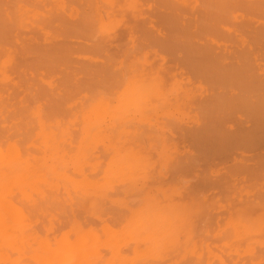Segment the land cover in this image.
<instances>
[{
	"label": "bare ground",
	"instance_id": "6f19581e",
	"mask_svg": "<svg viewBox=\"0 0 264 264\" xmlns=\"http://www.w3.org/2000/svg\"><path fill=\"white\" fill-rule=\"evenodd\" d=\"M120 1L0 0V264H163L165 261L176 262L190 256L195 259L194 264H225V262L228 263V260L223 259L226 257L221 252L225 255L235 252L237 255L239 250L254 257L250 260L251 257L244 259L242 256L243 261H249L243 262L239 258L238 261L243 262L242 264H258L264 261V252L260 255L256 254L258 247L264 250V168L261 169L263 173L260 176L262 178L256 177L257 173L260 174L259 170L256 172L258 166L255 172L253 171L255 170L254 166V169L250 168L249 173L251 174L245 178L242 177L239 182L245 181V184H240L239 188L235 186L238 185L236 182L234 186L233 183L231 185V180L226 183L228 185L225 189L229 185L231 187V191L230 188L227 189L228 191L226 190L227 196L220 193L224 190L225 185L221 184L227 182L226 178L223 177L224 180L226 179L225 182L223 181L224 183L219 182L223 178L217 180L221 183L218 185L219 189L222 186L223 190L218 191V188L215 190L217 186L213 187L215 183L211 179L213 178L214 181V177H219L213 176L212 173L215 171L211 172L212 178H208L207 182L204 178L202 179L204 183L197 177L199 172L196 171L197 174L193 172V169L195 171L197 168H193L192 172L187 170L195 177L185 171L187 166H191L193 160L198 159L196 162L199 165L202 164L199 161L202 157L207 159V163L208 160L215 159V157L225 158L226 149L236 148L234 145L247 148L252 143H256V146L264 143V140H259L263 138L261 136H264V73L259 72V64L256 63L259 54L262 55V59L259 58V60H264V0H164L165 2L161 0L163 7L167 1L166 6L170 2L176 9L198 10L195 17L191 14L193 21H191V15L188 17L191 22L195 20L193 28L198 34L200 33L199 38L201 35L204 41L205 39L210 41L206 42L208 49L209 43L210 47L217 45L218 49L220 47L223 50L232 48L229 51V56L234 55L232 57L234 60L230 62H228V58H231L223 53L221 56L212 54L208 56L209 58L201 56L203 59H208L191 62L193 66L198 63L195 66L201 64L204 67L202 69L199 66L200 72L206 71L202 72V75L200 74L202 76L200 78H206L204 74L207 73V77L209 75L216 86L223 88L222 83L225 88L224 94H222L223 89L220 90L221 88L216 89L217 94V91L215 93L213 91L211 101L207 102V100L195 110L191 109L190 101L194 99L200 88L199 84L202 83H197V87L194 86V83L187 86L184 78L187 79L188 76L184 77L182 76L184 73L180 72V75L179 72V74L176 72L181 70L178 68L180 65L176 66L178 70H175L177 68L174 65H170L173 67L172 70H169L168 67L166 70L165 66L167 65H154L152 57L150 58L151 52L147 50H143V52L142 48H139L141 43L133 38H131V42L118 43V45L126 44L120 57H118L119 54L116 58L115 53L112 54L107 50L106 43L114 41L113 38L112 41H107L110 40L107 38L111 35L110 32L117 29L116 33H118L120 28L123 29L121 26L124 27V24L128 23L124 21L127 18L123 17L127 8L132 9L130 12L133 13V9H135L137 16L141 17L140 12L137 13L139 9H136L139 4L138 0H123L121 3ZM157 2L158 7L161 2L159 3V0ZM117 7L119 8L118 13L116 12L117 15L122 12L120 10L126 9L125 12L123 11L124 15H121L123 12L120 14V19L119 15L117 17L115 14ZM143 9L146 8L143 7ZM140 10L142 11L141 8ZM145 11V14H148L147 10ZM185 11H182L184 15L187 14ZM122 18L124 24L121 21ZM187 19L184 20L187 21ZM188 23L184 25L188 26L187 30L191 33L193 29L189 27L191 23L189 25ZM250 24L257 26L253 28L250 27ZM135 25L133 28L137 29ZM142 25L140 26L142 27ZM133 28L130 29L131 31L127 29L129 33L133 34L132 37H134L135 30ZM21 29H26L25 33L28 32L29 35ZM153 30L156 31V29ZM185 30L184 33L187 31ZM129 33L124 36L128 37ZM145 33L154 34L151 31ZM192 33L191 35L194 36ZM113 34L115 35V33ZM168 34L169 32H167ZM172 34L174 35V33ZM225 34L230 36V39L233 35L238 36L242 46H239L240 43L238 45L225 43L226 39L224 41L221 39V35ZM167 35L165 36L167 37ZM69 36L79 37V41L81 39L92 40L89 43L85 42L86 45L83 42L80 44L85 46L77 47L72 45L73 43H69V41L73 42ZM179 36L178 34L177 38L173 37L177 39L175 41H178ZM236 36H233L235 41L237 40ZM141 37L144 38V35ZM166 37L165 42L168 40ZM184 37L186 41L191 39L187 38L188 36ZM124 38L126 39V37ZM145 38L148 39V37ZM149 38H151L150 35ZM233 39L231 42L234 41ZM44 42L45 44H43ZM198 42L195 41V44L197 45ZM40 43L42 44L40 45ZM171 43V46L169 42L167 43L169 48L166 47V49L172 51L179 42H176L174 47ZM187 45L189 43L186 44V47ZM181 46L180 48L183 49ZM188 48L190 49V47ZM166 49H164L165 53ZM202 49L198 52L195 50V53L203 54ZM189 51L192 53L191 50ZM211 51L209 50L210 53ZM74 53H77L79 58H83L86 61L85 64L81 59L79 60L82 65L77 64L74 58L75 61H72L71 56ZM171 56L173 57V55ZM224 56L228 58L225 59ZM155 59L161 60V58ZM72 62L74 63L72 64ZM184 62L182 61V63ZM187 62L188 65H191L190 61ZM182 63H180L181 66ZM165 64H167L166 61ZM183 65L188 66L185 63ZM194 67L191 68H198ZM163 68L170 71L167 72L168 75ZM173 70L180 76V79L176 77L177 74L171 73ZM49 71L50 73L55 72V75L51 76L48 74ZM181 71L183 72V70ZM45 73L49 76L46 77ZM186 74L193 75V73L187 72ZM57 77L59 78L56 79ZM57 80L61 82L58 84ZM53 82L56 84L53 85ZM45 87H49L50 92H47ZM227 88H230L229 93L226 92ZM201 89H203V85ZM219 91L222 93L220 94ZM177 114H181L184 118H190L192 122L194 120L193 124L197 123L196 126L192 124L193 127L195 126L194 128H190L191 124L190 127L188 126L189 128L184 125V128L189 130L191 141L195 142L193 146L195 145L197 148H202V145L208 146L207 148L205 146V149L202 148L203 151L198 150L202 157L199 153L197 154L196 148L195 151L199 158L196 157L193 150L189 151L194 147L190 146L191 149L188 147V153L183 154L182 149L178 151L177 142L172 143V136L170 133L168 135V131H173L170 124ZM227 114H235L238 117L237 121L240 124L237 132H233L232 127L221 126L224 123L216 124V121L219 123L222 118L218 119L219 116ZM183 117L179 120L184 119ZM208 117L211 119L214 117L217 120L213 123V118L212 124H210ZM246 122L249 123L248 126H244ZM175 123L172 125L175 126ZM167 124L171 129H165ZM177 126L175 127L177 128ZM171 134L173 133L171 132ZM168 136H171V140L168 139ZM189 136L187 135V138ZM188 141L190 140L188 139ZM179 152L183 154V158L177 157V155L181 156ZM249 152L251 153V151ZM211 153L216 156L209 158ZM233 154L235 155V153ZM253 154L255 155V153ZM185 155L188 157V161L193 156L196 158L191 159L190 164H184L186 169L181 164L177 168L171 164L174 162L172 160L174 158V160L181 158L187 162ZM178 159L177 163H179ZM204 159L202 158L203 161H205ZM169 161L175 167H170L175 170L174 172H180L182 175L181 171L184 168L183 171L189 175L191 181L200 182L199 185L196 182V185L199 186L198 189L192 188V184L196 185L193 182L190 183L191 190L189 187L187 188L190 192L200 189L201 192L207 193L209 192L208 188L211 191L212 186L215 188L213 195H205L200 192L203 199H199L200 195L198 194V196L194 192L195 195H188L189 192L186 190L184 182L187 185L190 180L183 171V175L189 180L186 181L184 177L182 179L184 182L180 180L183 182V188L180 183L176 186L178 178L180 179L177 172L178 176L175 173L172 175L169 173L170 175L168 174L166 177L172 178L173 176L176 181L174 178L172 180L165 177L164 179L161 177L160 180V172L166 173L164 169L168 168ZM239 161L234 167L239 166ZM261 161L262 159L259 163L263 165L264 161H262L263 163ZM196 162L192 166L197 165ZM159 163L164 166V169L159 167L161 166ZM224 163L219 162L220 165ZM240 163L242 167L244 164ZM156 164H159L157 168ZM234 164L236 165V162ZM228 165L230 166L229 163ZM209 166L211 167L208 165V168H210ZM199 168L201 169V165ZM212 168H214L213 165ZM212 168L208 170L211 171ZM221 168L223 170L224 166ZM247 168H245L246 171L249 169ZM152 170L160 173H156L158 176L154 174L157 176L156 179H154L155 176H150ZM206 170L204 169V171ZM242 170L245 172L244 169ZM242 170L240 169V172ZM230 172H227L228 176ZM165 173L164 176L167 175ZM215 174L217 175V173ZM249 175H255L254 179L261 180L252 182L253 178ZM205 176L207 179L208 175L205 174ZM231 177L228 178L232 179ZM145 179L148 183L152 182L153 184L157 180L161 181L159 184L166 180L170 182L171 187L168 185L169 183L164 184L169 188L156 183L151 188L152 183H150L148 184L151 185L150 189L146 188V192L144 189L145 195L141 198L138 192L133 193V189L139 188L140 180ZM234 179H232L233 182ZM126 182L131 187L119 188V184H127ZM171 183L175 185H171ZM140 184V187L144 185ZM115 187L117 192L114 190ZM119 189H121L120 191L127 189L122 192L125 194L124 198V194L121 193L123 200L120 197ZM192 189L196 191H192ZM110 190L112 191L110 192ZM129 190V196L132 194V199L136 198L134 195H139L135 202L127 196L126 192ZM113 192L119 194L120 201L124 202L125 200V203L130 201L133 205L138 200L139 203L127 209L124 207L126 210L122 209L121 211L120 207H117L118 205L112 204L120 211L111 209L114 212L112 213L109 211L112 205L101 199L106 193L109 196L114 195L111 198L118 201L116 200L119 198L118 195L115 196ZM139 192L141 191L139 190ZM218 192L221 196L217 195L216 197L215 194ZM238 192L241 193L240 196L242 195L245 202L238 194L236 195ZM183 193L187 195H183ZM106 196L105 198L108 199L109 197ZM224 196L225 198L221 199ZM237 196L241 198L242 203L234 200ZM225 201L229 202L228 204L231 203L233 207L225 210L223 208L226 206L224 205ZM104 202H108V204L106 203L105 206ZM104 207H110L107 209L108 213ZM216 208H222L224 211L218 213V217H213L216 213L211 216V212ZM76 209L78 213L82 209L81 214H77ZM195 232H197L196 239L192 236ZM210 235L216 237L215 244L210 242ZM218 252L222 255H219ZM232 253L230 254L234 255ZM229 255H226L227 258H231Z\"/></svg>",
	"mask_w": 264,
	"mask_h": 264
},
{
	"label": "rangeland",
	"instance_id": "374dc122",
	"mask_svg": "<svg viewBox=\"0 0 264 264\" xmlns=\"http://www.w3.org/2000/svg\"><path fill=\"white\" fill-rule=\"evenodd\" d=\"M119 1H120V0H118V2H119ZM121 1H123V0H121ZM121 1H120V3H121ZM154 1H155V0H153V1H152V0H138L139 4H138V7H137L136 9H139V10H138V11L136 10V11H137V13L140 12L139 15H140L141 17L137 16V14H136V12H135V9H133L134 13H133L132 11L130 12V10H132V9H130V8H127V11H126L125 8H124L125 10H120V12H121V11H122V12H123V11H124V12L126 11V14H127V15H126L124 12H123V14H121V13H122V12H121V13L118 14V15H119V17H118L117 13H118V11H119V10H118L119 8L117 7V8H116L117 10H115V14H116V16L120 19V17H121L120 14H121V15H124V14H125L126 17H125V16H123V17H124V19L127 18V20H124V21H125V22H128V23H126L127 25L124 24L123 18L121 19V21H123V24H124V27L121 26L123 29H121L120 26L118 25V26H119L118 29L120 28V29L118 30V33H116L117 29L112 30V31L110 32L111 35H112L113 33H115V35H114V34H113V36L109 35V37H107V38H108V39L110 38V40H107V41H112V38H113L114 41H113V43H112V42H107L108 44L106 43V45H107L106 48L108 47L107 50H108L110 53H112V54L115 53L116 58H117V56H118L119 54H120V55H119L118 57H120V56L123 54V52H124V50H125V48H126V44H123V45L120 44V45H118V43H128V41H130L131 38H133V39L139 41V43H141V44H140L141 47H139V48H142V49H141L142 51H143V50H144V51L147 50V51H150V52H151V55H152V56H150V58L152 57L151 60H152V63H153L154 65H156V66H161L162 64H163L164 66L167 65V66H165V67H166V68H165L166 70H168V69H169V70H172V69H173V67H170V65H172V66L174 65L175 67H176V66L178 67V66L180 65L178 68H179V69L181 68V70H183V72H182L181 70H178L177 67H176L177 69H175V68H174V69H175V70H178V71H176L177 73H178V72H179V73L181 72L182 74L184 73L182 76H184V77H187V76H188L187 79L184 78V77H181V78H184V80H185L186 83H187V86H189V85H191V84L194 83V86L197 87V86H198L197 83H199V82L202 83V84H199V85H200V86H199L200 88H199V90L197 91V93H196L194 99H192V100L190 101L191 109L194 108V110H195L198 106H200L201 104H204V102H206L207 100H208L207 102L211 101V99H212L211 97L213 96V95H212V94H213L212 92L214 91V93H215V92L217 91L216 89L219 90V88H221V87H218V85L216 86L215 82H213V80L210 78V76L208 75V77H209L210 79L207 77V73L204 74V76L206 75V76H205L206 78H204V77H203V78H200V77H202V76H201V75H202L201 73H202V72H206L205 70H204V71L202 70V72H200V70H201L200 68L203 69L204 67H203L201 64L199 65V66H201L200 68H199V66H195V65L198 64V63H197V64H195L194 66H195V67H198V68H197V69H193V68H191V67H194V66H193V63L191 64V62H194L195 60H196V61H202V59H203L202 57H208V56H211L212 54H213V55L220 54V56H221L222 53H223V55L225 54V55H227L228 57L231 58V59H229L227 56H224L225 59H226V57H227V58H228V62H230L231 60H234V59H232V57H234V55L231 54V55L229 56V54H230L229 51L232 50V48L230 47V48L227 49V50H223V48L220 47V48L218 49L217 45H215L216 47H214V46H211V47H210V43H209V49H208V45H207L208 43L206 44V42H210V41H207V39H205V41H204L203 38H202L201 35H200V38L202 39V40H201V39L199 38V34H200V33L198 34V32H196V30L193 28V26L195 27V24H194V23H195V20H194V22H191V21H193V20H192V19H193V16H192V15H194V17H195V14H196V12H198V10L196 11V9H191V8H182V9H178V8H177V9H176V7L173 6V4H171L170 2H168L169 4H167V6H166L167 1H166V3H164V5L166 6V8H165V6H164V7L161 6V4L163 5L162 2H165L164 0H163L162 2H161V0H159V3H160V2H161V3H160V6L157 7V5H159V4H157V3H158L157 0H156L155 2H154ZM153 2H154V3H153ZM155 3H156V4H155ZM147 5H148V6H147ZM168 5H170L169 8H167ZM171 5H172V6H171ZM143 7L146 8L145 10H147V13H148V14H145L146 11L143 9ZM160 7H163V8L161 9ZM140 8L142 9V11L140 10ZM159 8H160V10H159ZM172 8H173V10H176V11H173ZM174 8H175V9H174ZM122 9H123V8H122ZM128 9H129V11H128ZM152 9H155L156 12H154L155 10H152ZM163 9H164L165 12L163 11ZM165 9H166V10H165ZM169 9H170V10H169ZM158 10H159L160 12H159ZM161 10L163 11L162 14H161V12H162ZM177 10H179V11L177 12ZM181 10H182V11H183V10H184V11L186 10L185 13H187V14L184 15V12H182ZM190 10H191V11H190ZM148 11H150V12H148ZM192 11H193V13H192ZM194 11H195V13H194ZM116 12H117V13H116ZM151 12H152V13H151ZM153 12H154V13H153ZM173 12H175V13L173 14ZM180 12L184 15V19H185V18H188L187 21L183 19V15H182ZM156 13H157V14H156ZM178 13H179L180 15H179ZM189 13H190V14H189ZM141 14H142L143 16H142ZM154 14H155V15H154ZM164 14H165V15H164ZM191 14H192V15H191ZM128 15H129V16H128ZM133 15H134V16H133ZM151 15H152V17H151ZM156 15H157V16H156ZM158 15H159V16H158ZM173 15H174V16H173ZM190 15H191V16H190ZM136 16H137L138 18H137ZM162 16H163V17H162ZM171 16H172V17H171ZM177 16H178V17L180 16V17H179V20H178V17H177ZM185 16H186V17H185ZM188 16H190L191 21H190V18H189ZM135 17H136V18H135ZM143 17H144V18H143ZM154 17H155V18H154ZM157 17H158V18H157ZM167 17H168V18H167ZM170 17H171V18H170ZM175 17H176V18H175ZM181 17H182V18H181ZM147 18H148V20H147ZM172 18H173V19H172ZM137 19H138V21H137ZM139 19H140V20L142 19L143 22H144V24H143L142 20L140 21ZM144 19H145V20H144ZM149 19H150V20H149ZM167 20H168L169 22H168ZM171 20H172V21H171ZM182 20H183V21H182ZM188 20H189V21H188ZM139 21H140V22H139ZM145 21H146V22H145ZM147 21H148V22H147ZM160 21H161V22H160ZM175 21H176V22H175ZM185 21H186V22H185ZM138 22H139V23H138ZM166 22L169 23V24H167ZM184 22H185V23H188V22L191 23V25H190L189 27H191V28L193 29V30H191V31L194 32V33H192V32H191V33H192L194 36L191 35V33H190L189 30H187V27H188V26L186 27V26L184 25V24H185ZM121 23H122V22H121ZM146 23H148V24L146 25ZM156 23H157V24H156ZM176 23H178V24H176ZM190 23H188V25H189ZM123 24H122V25H123ZM135 24H137V25L139 24V25L137 26V25H135ZM142 24H143V25H142ZM162 24H164V25L162 26ZM179 24H180V25H179ZM181 24H182V25H181ZM193 24H194V25H193ZM120 25H121V24H120ZM125 25H126V27H125ZM134 25L137 27L138 30L135 29V28H133ZM140 25H142V27H141ZM176 25H177V26H176ZM178 25H179V26H178ZM183 25H184L185 27H184ZM251 25H252V24H250V27H253V28H256V26H257L256 24H253L254 26H253V25L251 26ZM143 26H144V27H143ZM147 26H148V27H147ZM172 26H173V27H172ZM174 26H175V27H174ZM181 26H183V27L181 28ZM131 27L133 28V30L135 29L134 32H133V33H134V37H132L133 34H131V32H130V33L128 32V30L132 29ZM138 27L140 28V30H139ZM150 27H151V28H150ZM169 27H170V28H169ZM141 28H142V29H141ZM164 28H165V30L163 31ZM166 28H167L168 30H167ZM171 28H172V29H171ZM174 28H175L176 30H175ZM178 28H179V29H178ZM184 28H185L187 31H186ZM127 29H128V30H127ZM151 29H152V30H153V29H156L157 32H156L155 30L152 31ZM161 29H162V30H161ZM121 30L123 31V33H122ZM133 30H132V31H133ZM143 30H144V31H143ZM166 30H167V31H166ZM184 30H185L186 32H188V33H186V32L184 33ZM21 31H24V33H25L26 29H25V30L21 29ZM27 31H28V29H27ZM114 31H115V32H114ZM119 31H121V33H119ZM130 31H131V30H130ZM135 31H136V32L138 31V32L136 33ZM140 31H141L142 34H141V33L139 34ZM147 31H148L149 33H150V31H151V33H154L155 35H154V34H148V33H145V32H147ZM165 31H166V32H165ZM176 31H177V33H176ZM163 32H164L165 34H162ZM167 32H169L168 35H167ZM182 32H183V33H182ZM24 33L22 32V34H24ZM126 33H127V34L129 33L130 35H128V37H127V35L124 36ZM157 33H158V34H157ZM170 33H171L172 36L170 35ZM172 33H174V35H173ZM175 33H176V36H177V37H178V34L181 36V37L179 36L180 40H179V38H178V41H175V40H177V39L173 38V37H176V36H175ZM180 33H181L182 35L184 34V36H188L187 38H189V39L191 38V39H190V40L187 39V41H186V38H185L184 36H182ZM25 34H28V32H26ZM117 34H119L120 36L117 35ZM186 34H187V35H186ZM28 35H29V34H28ZM143 35H144V38L141 37V36H143ZM145 35H146V36H145ZM149 35H150L151 38H149ZM156 35H157V36H156ZM159 35H160V36H159ZM165 35H167L169 41L167 40V37H166ZM189 35L192 36V37H190ZM72 36H73V35H72ZM114 36H116V37H115L116 40H115ZM136 36H137V37H136ZM153 36H154V37H153ZM164 36L166 37V40H167L166 42H165V40H164V39H165ZM197 36H198V37H197ZM223 36H224L225 38H224ZM233 36H236V35H233ZM233 36L231 37V39H233ZM124 37H126L127 40H126ZM135 37H136V38H135ZM145 37H148L149 40H148L147 38H145ZM161 37H162V38H161ZM177 37H176V38H177ZM183 37H184V38H183ZM222 37H223V38H222ZM229 37H230V36H228L227 34H225V35H221V39H222L223 41H224V39H226V42H225V43L230 44V45H232V44L238 45V44L240 43L239 46H240V47L242 46V42L238 40V36H236V39H237V40L235 41V40L233 39L234 41H232V42H231V39H230ZM69 38H70V39L72 38L71 41H73V42H70V41H69V43H71V44L73 43L72 45H75V46H77V47L85 46V45H86L85 42L89 43V42L92 40V39L89 40V39H87V38L85 37L87 40H85V39H81L82 41H81V40L79 41L78 39H80V38H79V37L76 38V36H75V37H70V36H69ZM81 38H83V37H81ZM140 38H141V40H140ZM154 38H155V39H154ZM198 38H199L200 40H199ZM122 39H123L124 41H123ZM145 39H146V40H145ZM150 39H151V40H150ZM153 39H154V40H153ZM161 39H163V40H161ZM184 39H185V40H184ZM192 39L195 40L196 42L199 41L200 44H199V42H198L197 45H196V44H195V41H193ZM39 40H41V39H39ZM74 40H75V41H74ZM84 40H85V41H84ZM156 40H158L160 43H159L158 41H156ZM222 40H220V41H222ZM121 41H122V42H121ZM151 41H152V43H151ZM162 41H163V42H162ZM174 41H175V42H174ZM181 41H182L183 43H182ZM185 41H186V42H185ZM191 41H192V42H191ZM39 42H41V41H39ZM42 42H43V41H42ZM60 42L62 43V41H60ZM63 42L65 43L64 40H63ZM78 42H79V43H78ZM82 42H83V44L85 43V45H83V44L80 45ZM130 42H131V41H130ZM153 42H154L155 44H157V45H155ZM164 42H165V46H164V44H163ZM168 42H169V45H170V42H172V43H171V44H173L172 47H174V46L176 45V42H179V43H180V44L177 43L178 45L175 46L176 49L173 48L174 53H173V50H172V51H171V49L168 50V48H169V46H168V44H167ZM161 43H162V44H161ZM174 43H175V44H174ZM188 43H189L190 46L187 45V47H186V44H188ZM191 43H192V44H191ZM41 44H42V43H40V45H41ZM43 44H45V42H44ZM153 44H154V45H153ZM166 44H167V45H166ZM184 44H185V47H183ZM202 44H203V49H202ZM46 45H48V43H46ZM110 45H111V47H109ZM143 45H144V46H143ZM180 45H182L181 47H182L183 49L180 48ZM205 45H206V46H205ZM211 45H212V44H211ZM120 46H122V47H121V50H120ZM153 46H156V47L153 48ZM162 46L164 47V49H166V47H168V48L166 49V50H167L166 53L164 52L165 50L163 49ZM170 46H171V45H170ZM177 46H178L179 48H178ZM198 46L200 47L199 49L197 48ZM204 46H205V47H204ZM41 47H42V46H41ZM143 47H144V48H143ZM188 47H190V49H189ZM194 47H195V48H194ZM212 47H213V48H212ZM118 48H119V49H118ZM177 48H178V49H177ZM185 48H186V50L188 49V50H187L188 52L185 50ZM191 48H192V49L194 48L193 51H192ZM206 48H207V50H206ZM214 48H215L216 50H215ZM123 49H124V50H123ZM201 49L203 50L202 52H204L205 54H204V53H203V54L201 53L202 55H201V54L198 55V53H195L196 51L198 52V51H200ZM204 49H205L206 52H207V51L209 52V50H212L213 52H212V51H211V53L209 52V55H208V52L206 53V52L204 51ZM221 49H222V50H221ZM182 50H183V51H182ZM189 50H191L192 53H190ZM195 50H196V51H195ZM255 50H257V49H255ZM137 51H139V50H137ZM144 51H143V52H144ZM157 51H158V52H157ZM162 51H163V53L161 54ZM170 51H171V52H170ZM175 51H177V52H175ZM178 51H179L180 54L178 53ZM185 51H186V52H185ZM257 51H258V50H257ZM109 52H108V54H109ZM118 52H120V53H118ZM193 52L196 54L195 56H194V53H193ZM153 53H154V54H153ZM169 53H170V54H169ZM183 53H184V56H183ZM259 53H261V52L259 51ZM165 54H166V55H165ZM174 54H176V55H174ZM181 54H182V55H181ZM192 54H193V55H192ZM206 54H207V56H205ZM115 55H114V56H115ZM167 55H168V56H167ZM171 55H173V57H172ZM177 55H178V56H177ZM223 55H222V56H223ZM73 56H75V57H73ZM170 56H171V57H170ZM197 56H199V57H197ZM201 56H202V57H201ZM259 56H260V54H259ZM259 56H257V57H258V60H257L256 63H257V65L259 64V65H258L259 68H258V67H257V68H258L259 72L264 73V70H263V69H264V60H261V61H260L259 58L262 59V58H261L262 55H261L260 57H259ZM77 57H78L77 53H76V54L74 53V55L71 56V60L74 58V59L76 60V63H77V64H78V63L80 64L81 61H80L79 59L83 60V58H81V57H80V58H79V57L77 58ZM168 57H169V58H168ZM187 57H188V59H187ZM196 57H197L198 60L196 59ZM224 57H223V58H224ZM263 57H264V55H263ZM155 58H161V60L159 59L160 62H159L158 59H155ZM167 58L170 59V60H168ZM199 58H200V60H199ZM208 58H209V57H208ZM208 58H204L203 60L208 59ZM74 59H73L72 61H75ZM154 59H155L156 61H155ZM186 59H187V60H186ZM263 59H264V58H263ZM171 60H172V61H171ZM185 60H186V61H185ZM165 61H166L167 64H165ZM182 61H183V62L185 61V62H184L185 65H188V62H187V61H190L189 64H191L192 66H191V65H188V66H191V67H190L191 70H189L190 68H188V66L185 67V66L183 65L184 63H182ZM196 61H195V62H196ZM226 61H227V60H226ZM82 62H84V64H85L86 61L83 60ZM156 62H157V63H156ZM163 62H164V63H163ZM186 62H187V63H186ZM73 63H74V62H72V64H73ZM169 63H170V64H169ZM172 63H173V64H172ZM174 63H175V64H174ZM176 63H177V64H176ZM180 63H182V66H181ZM77 64H76V66H78ZM159 64H160V65H159ZM74 65H75V64H74ZM80 65H82V64H80ZM80 65H79V66H80ZM164 66H162V67H164ZM262 66H263V68H262ZM167 67H168V69H167ZM195 67H194V68H195ZM186 68L188 69L187 71L185 70ZM260 68H261V70H260ZM165 69L163 68V70H165ZM199 69H200V70H199ZM166 70H165V71H166ZM175 70L171 71V73L174 72L173 74H177V73H175ZM194 70H195V72H198V73L193 72ZM196 70H197V71H196ZM46 72H47V71H46ZM167 72H170V71H166V74H167ZM186 72H187V73H193V75H192V74H186ZM179 73H178V74H179ZM181 73H180V75H181ZM208 73H209V72H208ZM262 73H261V75H263ZM45 74L47 75V73H45ZM48 74H50L51 76H52V75L54 76V75H55V72L52 71V72L50 73V71H49ZM168 74H169V73H168ZM168 74H167V75H168ZM178 74L176 75V77H179V79H180V76H179ZM185 74H186V76H185ZM200 74H201V75H200ZM196 75H197V76H196ZM48 76H49V75H47L46 77H48ZM191 76H192L193 78H192ZM194 76H195V78H194ZM58 78H59V77H57L56 79H58ZM209 80H210V81H209ZM57 81H58V84L61 82L60 80H57ZM57 81H56V82H57ZM54 82H55V81H54ZM54 82H53V85L56 84V83H54ZM263 82H264V81H263ZM216 83H218V82L216 81ZM218 84H220V83H218ZM46 85H47V84H46ZM202 85H203V89H201V86H202ZM44 86H45V85H44ZM47 86H49V85H47ZM192 86H193V85H192ZM219 86H220V85H219ZM221 86H222L223 88H221L220 90L223 89V93H222V91H219V93H220V94H221V93L224 94V92H225L224 89H225V88H224V86H223L222 83H221ZM49 87H50V86H49ZM49 87H45V88H46L45 90H46L47 92H50V88H49ZM47 88H49V89H47ZM200 89H201V90H200ZM227 89H228V90H227ZM227 89H226V92L229 93V92H230V88H227ZM48 90H49V91H48ZM217 93H218V91L216 92V94H217ZM210 95H211V96H210ZM203 98H204V99H203ZM201 101H202L203 103H202ZM178 115H179V116H178ZM180 115H181V114H177V115H175L176 118H174V121H173V122L171 121L172 124H174V123H175V120H177L176 123H177V122H178V123H177V124L175 123V126H176V125H178V126L180 125L179 128H178V126H177V128H176V127H175L174 125H172V124H170L171 127H172V129L169 128V127H170V125H169V127H168L169 121L167 122L168 124H167V126H166V128H165L166 130L171 129V130L174 131V132L171 131L173 134H171V132L168 131V135H169V133H170V135L172 136V141H173L172 143L177 142V144L179 145V148H178L179 150H178V151H181V149H182L181 152H183V154H184V153H185V154L188 153V149H189L188 147H190V146H191V147H194V148L191 149V147H190L191 150H189V151H192V150H193V151L195 152V154H196V152H197L198 150L203 151V149H205V146H206V148H207L208 146H207V145H204V146L202 145V148H203V149H202V148H197L195 145L193 146V144H195V142H192V141H191L192 138H191V137L189 136V134H188L189 130L187 131V129L184 128V125H185V127H186V126H187V127H188V126L190 127V124H191V127H190V128H194V127L196 126L195 124H197V123L195 122V124H193V123H194V120H193V122H192V120H191L190 118H187V117L184 118L182 115H181V116H180ZM226 116H227V117L229 116L230 118H229V117L227 118ZM181 117H183L185 120H184V119L179 120ZM221 117H222V118H221ZM186 118H187V119H186ZM208 118H209V117H208ZM213 118H214V117H213ZM213 118H212V119H213ZM219 118H221V120H219V123H218V121H216V120H217L216 118H214L213 123H214L215 121L217 122L216 124H220V125H221V123H224V125H221V126L232 127L233 132H237V130H238L237 128H239V124H240V123L237 121V118H238V117H237L235 114H234V115H228V114H227V115H223V116L221 115V116L218 117V119H219ZM232 118H233V119H232ZM209 119H210V120H209L208 122H211L212 119H211V118H209ZM182 120H183V121H182ZM181 121H182L183 123H182ZM232 121H234V122H232ZM185 122H186L187 124H189V125H187ZM235 122H236V123H235ZM237 123H238V124H237ZM182 124H183V127L181 128ZM192 124L195 125V126L193 127ZM210 124H212V122H211ZM236 124H237V125H236ZM201 125L203 126V123H202ZM204 125H205V124H204ZM248 125H249V123L246 122L244 126H248ZM173 126H174V127H173ZM167 127H168V128H167ZM187 127H186V128H187ZM189 127H188V128H189ZM173 128H174V129H173ZM180 128H181V129H180ZM175 129H176V130H175ZM178 129H179V130H178ZM181 132H182V133H181ZM183 132H184V134H183ZM176 133H177V134H176ZM180 133H181V136H180ZM235 134H236V133H235ZM178 135H179V136H178ZM187 135L189 136L188 138H187ZM171 136H168V139H169V140H171ZM177 136H178V137H177ZM182 136H183L184 138H183ZM173 137H174V138H173ZM261 137L264 138V136H261ZM190 138H191V139H190ZM263 138H261V139H259V140H260V141H263V140H264ZM173 139H174V140H173ZM176 139H177V140H176ZM188 139H189L190 141H188ZM257 139H258V138H257ZM259 140H258V141H259ZM180 141H181V142H180ZM183 141H184V143H183ZM189 142L191 143L190 145H189ZM255 142H256V140H255ZM263 142H264V141H263ZM182 143H183V144H182ZM257 143H258V142H257ZM187 144H188V145H187ZM254 144H255V145H254ZM260 144H261V145H260ZM260 144H258V146H256V143H252V144H251L249 147H247V148H245V147H240V146H238V145H234L237 149H236V148H232V150H230L231 148H229V149H228V150H230L229 152H227L228 150L226 149V151L224 152V153H225L224 155H225L226 157H225V158H220V157L218 158V157H217V158L219 159L218 161H217V158L215 157L216 155L211 153V157H209V158H212V156H213V158L215 157V159H210V160H208V163H207V161H206L207 159L205 160L204 157H202V154H200V152L198 151L197 154L199 153V155H201L200 157H202V158L205 160V161H203L202 158L199 159V161H201V163H202V164H200V165H201V169L199 168V167H200L199 163H197V162H198V159H197V160H193V161L191 160V159H196L195 156H193V155H192L193 157H192L191 159H190V158H189V159L193 162V163L191 162L192 164H194V162L197 161V162H196L197 165L195 164L194 166H196V167H194V166H192V164H191V166L189 165L190 167L187 166L189 169H188V168L186 169V166H185L184 164H185V163H186V164H190V160L188 161V157H187L186 155H185V156H186L187 158L185 157V159L187 160V162H186L185 160L181 159V158L184 157V156H182L183 154H181V152H179V153L181 154V156H178V155H177V157H181V158H179V159L177 158L179 163H177V159L174 160V159H175V158H174V159H172L174 162L172 161L173 163H171V162H170L171 160H170V161H169V164L171 163L173 166L175 165L176 168H177V166H178L179 164H181V165H183V167L186 169V170H185L186 172H189V171H187V170H191V172H192V169H193V168H197L195 171H194V169H193V172L198 171L199 173L196 172V174L198 173L197 177L200 178L201 180L204 178V180H205L206 182H207V180H209L208 178H210V177L212 178V176H210V175H212V174H213V176H214V175H215V176H219V177H214V178H215L214 181H213V178L211 179L212 182H214L215 184L218 182V181H217L218 179L223 178V177L226 178V179H227V182H225L226 179L224 180V178H223V180H222V179L219 180V182H221V183L224 181V182H225V183L223 182L224 184H221V183L218 182L217 185H215V184L213 185V183L210 181L211 184L213 185V187H214V186H217V187H216V189H215V188H212V186H211V191H210V189L208 188L209 192H207V191H208L207 189H204L205 186H202V187H204L203 190H207V191H206L207 193H205V192H201L202 190H200V189H199V191H198V190H197V191L195 190L197 187H199V186L196 185V182H197L198 185H199L200 182H198V181H194V180H193V181L190 180L189 175L192 174V176L195 177V175H194L193 173L190 174V172H189V173H188L189 175H188L186 172L183 171L184 168H182V166H181V168L183 169L182 171L188 175L189 178H188L187 176H186V177L190 180V181H189V180H187V179L185 178V176L183 175L184 173H183L182 171H181V174H182L183 176L180 175V172L178 173V172L176 171V172L179 174V177H180V179L177 177L179 181L182 180L183 177L186 179V181H189V182L187 183V185H186V183L182 180V181L184 182V185L186 186V190H188V189H187L188 187H189V189L191 188V184H192V182H193L196 186H194V185L192 184V188H195V187H196V188H195V189H192V191L195 190L196 192H194V191H193V192L196 193L197 195L201 192V194L204 193L205 195L207 194V195H211V196H212V195H213L212 193H213L215 190H217V188H218V191L224 189L223 191H225V192L222 193L223 191H221L220 193L223 194V195L225 194V196H227V195H226V193H227L226 190L230 188L229 190L231 191V187H230V185H229L228 188L225 189V188L227 187V185H228V184L226 185V183H228V182L231 180V181H230V182H231V185H232V183H233V186H234V184H235V182H236L238 185H235V186H237V187H238V186L240 187V184H241V185H242V184H245V183H244L245 181H244V182H243V181H242V182H239V181H241V179H242L243 176H244V178H245V177H247L248 174H251V173H249L250 168H251V170H252V168L254 169V167H255V170H253L254 172H255L256 169L258 168L256 172H258V170H259V173H260V174L257 173V176H256V177L259 176V178H262V176H260V175H262L261 173L264 172V171H263V172L261 171V169L264 168V163L262 162V161H264V151H263V150H264V149H263V148H264V146H263L264 143H260ZM175 145H176V144H175ZM175 145H174V146H175ZM234 146L232 145V147H234ZM259 146H260V147H259ZM261 146H262V148H261ZM195 148H196L197 151H195ZM243 148H244V149H243ZM251 148H252V149H251ZM260 148H261L262 150H261ZM249 149H250V150H249ZM248 150L251 151V153H250ZM178 151H177V152H178ZM186 151H187V152H186ZM243 151H244V152H243ZM245 151H246L247 153H246ZM170 152H171V151H170ZM194 152H193V153H194ZM236 152H238V153H236ZM175 153H176V150H175ZM179 153H178V154H179ZM193 153H192V154H193ZM202 153H203V152H202ZM228 153H229V154H228ZM233 153H235V155H234ZM244 153H245L246 156L243 155ZM253 153H255V155H254ZM189 154H190V153H189ZM189 154H188V155H189ZM197 154H196V155H197ZM209 154H210V153H209ZM232 154H233L234 156H233ZM237 154H239L238 157H237ZM241 154H242V156H240ZM154 155H155V154H154ZM174 155H176V154H174ZM199 155H197L196 157L199 158V157H198ZM155 156H157V155H155ZM204 156H205V155H204ZM232 156H233V157H232ZM249 156H250L251 159L249 158ZM251 156H252V157H251ZM254 156H255V157H254ZM174 157H175V156H174ZM207 157H208V156H207ZM207 157H206V158H207ZM234 157H235V158H234ZM240 157H241V158H240ZM243 157H245V158H243ZM246 157H247V158H246ZM221 159H222L223 161H222ZM236 159H237V160H236ZM256 159H257V160H256ZM261 159H262L261 162L263 163V165H261V163H259ZM179 160H181L182 162L179 161ZM212 160H213V162H212ZM215 160H216V161H215ZM224 160H225V163H224ZM238 160H240L239 163L242 162V164H244L243 166H247L249 169H248L247 167H243V166L241 167V166H240L241 163H240V164L238 163V165H239L238 167H234V166H237V162H238ZM243 160H244V161H243ZM245 160H246V161H249V162H246ZM251 160H252V161H251ZM255 160H256V161H255ZM221 161H222V162H221ZM226 161H227V162L229 161L228 163L230 164L231 167L228 165V163H227ZM250 161H251V162H250ZM254 161H255V162H254ZM175 162H176L177 164H176ZM203 162H204V163H203ZM216 162H218V163H216ZM219 162H220L221 164H222V163H224V164H223V165H220ZM233 162H234V163L236 162V165H235ZM245 162H246V163H245ZM257 162H258V163H257ZM174 163H175V164H174ZM232 163H233L234 165H233ZM250 163H251V164H250ZM159 164H160V163H159ZM159 164H156L155 167L157 168V166H159ZM169 164H167V166H168L169 169H168L167 167H165V168H167V169H164V166H162V165L160 164L161 166H159V167H160V168L163 167V169L166 171V173L164 172L165 175L167 174L166 176H164V173H163V172H160V170H159L160 168H159L158 170H159V172L161 173V175H159L160 180H161V177H162V179H164V177L166 178V177L168 176L169 173H170L171 175H172V173H173V174L175 173V174L178 176V174H177L176 172H174L175 170H174L173 168H175V167H173L171 164H170V166H169ZM203 164H204V165H203ZM205 164H206V165H205ZM207 164H208V165H211V167L209 166L210 168H212V165H213L214 168H212V170L209 171L210 168H208V165H207ZM216 164H217V165H216ZM231 164H232L233 166H232ZM249 164H250V165H249ZM219 165H220V166H219ZM165 166H166V165H165ZM171 166H172L173 168H170ZM197 166H198V167H197ZM204 166H205V167H204ZM222 166H224L223 170H222V168H221ZM251 166H252V167H251ZM253 166H254V167H253ZM257 166H258V167H257ZM179 167H180V166H179ZM256 167H257V168H256ZM202 168H204L205 170H206V168H207V170H208V169H209V170H208V171L206 170V171H207V172H206V171H204V169H202ZM245 168H247L248 170L246 171ZM213 169H215V170H213ZM216 169H218V170H216ZM219 169H220V170H219ZM229 169H231V170H229ZM240 169H241V170L244 169L245 172H243V170L240 172ZM154 170H155V169H154ZM154 170H152V171H154ZM158 170H157V171H158ZM176 170H177V169H176ZM226 170H228V171H226ZM236 170H237V171H236ZM263 170H264V169H263ZM152 171H150V176H151V177H152V176L154 177L155 175H157L156 173H159V172H155L156 170L154 171V173H151ZM168 171H169V172H168ZM178 171H180V169H178ZM202 171H203V173H202ZM212 171H215V172L211 174ZM229 171H231V172L229 173V176H228V175H227V174H228L227 172H229ZM260 171H261V172H260ZM167 172H168V173H167ZM200 172H201V174H200ZM205 172H206V173H205ZM209 172H210V174H209ZM220 172H221L222 174H221ZM223 172H224V176H223ZM160 173H159V174H160ZM207 173H208V174H207ZM215 173H217V175H216ZM218 173H219V174H218ZM235 173H236V174H235ZM154 174H155V175H154ZM170 174H169V175H170ZM186 174H185V175H186ZM199 174L201 175V177L199 176ZM203 174H204V175H203ZM205 174L208 175L207 179L205 178V177H206ZM237 174H238V175H237ZM252 174H253V173H252ZM255 175H256V173H255ZM255 175H252V176L249 175L250 177L253 178V179H251L252 182H253V181H259V180H261V179L256 180L257 178L254 179V176H255ZM157 176H158V175H157ZM157 176H155L154 179H156ZM174 176H175V175H174ZM204 176H205V177H204ZM225 176H228V177H231V176H232L231 178H232V179L235 178V179H234L235 181L233 182L232 179H230V178H228V177H225ZM181 177H182V178H181ZM197 177H196V178H197ZM238 177H239V178H238ZM168 178L170 179L171 177H168ZM168 178H166V179H168ZM172 178H174V181H176V178H175V177L172 176ZM172 178H171V179H172ZM191 178H192V177H191ZM237 178H238V179H237ZM244 178H243V179H244ZM149 179H150V178H148V180H149ZM154 179L151 178V180H154ZM185 179H184V180H185ZM192 179H193V178H192ZM248 179H249V178H248ZM160 180H159V181H160ZM172 180H173V179H172ZM172 180H171V181H172ZM196 180H197V179H196ZM201 180H200V181H201ZM142 181H143V182H142ZM149 181H150V180H149ZM155 181H156V180H155ZM159 181L157 180V182H156L159 186H162V185L164 186V184L167 185V183H169L168 185L170 186V182H168V181H166V180H165V181L163 180L164 183L162 182L161 184H159ZM179 181L177 182V184H176V182H175V184H176V186H178V183H180V185H181V187H182L183 182H181V181L179 182ZM215 181H217V182H215ZM153 182H154V181H153ZM160 182H161V181H160ZM201 182L204 183L203 180H202ZM126 183H127V184H125V183L119 184V185H118L119 188L122 187V189H123L124 187H127V188H129V186L131 187V185H130L128 182H126ZM140 183H142V185L144 184L143 186H145V187H144V188H142L143 186L140 187V186H141ZM150 183H152V182H149V183H148V182H147V179H145V180H140V182H139V188H140V189H139V188H136V190L133 189V193L138 192V193L141 195V198H142V196L145 195V192H146V190H147L146 188L149 187V189H150V186H151V185H148V184H150ZM156 183H154V184L152 183L151 188L154 187ZM173 183H174V182H173ZM173 183H171V185H172ZM190 183H191V184H190ZM202 183H201V184H202ZM175 184H173V185H175ZM188 184H189L190 186H189ZM219 184H221V185H223V186L225 185V187L223 188V187L220 185L221 188H223V189H221V188L219 189V186H218ZM146 185H147V186H146ZM153 185H154V186H153ZM158 185H157V186H158ZM184 185H183V186H184ZM204 185H205V184H204ZM118 186H117V190H118ZM159 186H158V187H159ZM164 187H168V186H164ZM170 187H171V186H170ZM172 187H173V186H172ZM202 187H201V189H202ZM208 187H209V186H208ZM239 187H238V188H239ZM168 188H169V187H168ZM182 188H183V187H182ZM144 189H145V192H144ZM197 189H198V188H197ZM212 189H213V191H212ZM214 189H215V190H214ZM114 190H115V192H117V191H116V187H115ZM120 190H121V189H119V193H120V197H121V193L124 192V191H127V189H126V190L124 189V190H122V191H120ZM130 190H131V188H130ZM130 190H129L128 192H126V193H128V195L126 194L127 196H129V192H130ZM139 190H140L141 192H139ZM190 190H191V189H190ZM239 190H240V189H239ZM111 191H112V190H110V192H111ZM227 191H228V190H227ZM110 192H108V194H109ZM115 192H113V194H114ZM147 192H148V191H147ZM188 192H189L188 195H190V194H194L193 192H190L189 190H188ZM142 193H143V194H142ZM186 193H187V192H186ZM186 193H183V195H187ZM229 193H230V192H229ZM108 194H106V193H105V195L103 194L104 197H103V199H101V200L108 201L111 205H112V204H113V205L115 204L114 206L118 205L117 207H118V208L120 207V208H119L120 211H121L122 209L126 210V209L129 208L130 206H133V205H136V204L139 203V202H137L138 200L136 201V204L134 203L133 205L130 203V201H127V200H126V201H127V202H126L127 204L125 203V200H124V202H123L122 200H123V198L125 197V194H124V193H122V194H124L123 198L121 197V199H122L121 201H122L124 204L120 201L119 194L115 193V196L118 195L117 197H119V198H116V200H118V201H115V199H112V198H111V197H113L114 195L109 196ZM110 194H111V193H110ZM214 194H215V193H214ZM227 194H228V193H227ZM237 194H238V196H240L241 193L238 192V193H236V195H237ZM106 195H107V196H106ZM131 195H132V194H131ZM131 195H130L129 197H131ZM179 195H180V194H179ZM194 195H195V194H194ZM197 195H196V197L198 198V196H199L200 194H199L198 196H197ZM217 195H218V197L221 196V195H219V192H218L217 194H215L216 197H217ZM223 195H222V196H223ZM245 195H246V194H245ZM245 195H244V196H245ZM250 195H251V194H250ZM250 195H249V196H250ZM105 196H106V197H109L108 199H110V198H111V199L108 200L107 198H105ZM127 196H126V197H127ZM137 196H139V195H134V197H136V198L132 199V197H133V196H132L130 199L133 200V202H135V200L139 198V197L137 198ZM225 196L222 197V198L220 197V198L223 199V198H225ZM238 196H237V197H238ZM241 196H242V195H241ZM241 196H240V197H241ZM246 196H247V195H246ZM129 197H128V199H129ZM201 197H202V195L199 196V199H200ZM237 197H235L234 200L236 199V202H240V203H242V201H241V198H242V197H241V198L238 197L239 199H238ZM251 197H252V196H251ZM251 197H250V198H251ZM250 198H249V199H250ZM252 198H253V197H252ZM201 199H203V198H201ZM245 199H246V197H245ZM113 200H114V201H113ZM237 200H238V201H237ZM239 200H240V201H239ZM242 200H243V202H245L244 198H242ZM250 200H251V199H250ZM101 202H102V201H101ZM108 202H104V203H105V206H106V203L108 204ZM133 202H132V203H133ZM140 202H141V200H140ZM225 202H226V203H224V205H226V206L223 207V208H225V210H229V209H231V207H233V206H231V205H232L231 203L228 204L229 202H228V203H227V201H225ZM231 202H232V200H231ZM233 202H234V201H233ZM236 202H234V203H236ZM104 203H103V204H104ZM128 203L131 204V205H129ZM240 203H239V204H240ZM110 204H109V205H110ZM239 204H236V205L238 206ZM111 205H110V207H111ZM113 205H112L111 208H110V207H104V209L106 208L105 211L108 213V212L111 211V209H112L113 211H117V212H118V211H119L118 208L113 207ZM119 205H120V206H119ZM227 205H228V206H227ZM236 205H234V206L236 207ZM75 206H76V205H75ZM107 206H108V205H107ZM73 207H74V206H73ZM124 207H125L126 209H125ZM71 208H72V207H71ZM74 208H76V207H74ZM108 208H110L109 211L107 210ZM114 208H115V209H114ZM77 209H80V208H77ZM77 209L75 210V212L77 211ZM116 209H117V210H116ZM216 209H217V210H216ZM216 209H213V210H212V212H211V216H212L214 213H216V214L213 215V217H214V216H217V217H218V215H219L221 212L224 211L222 208H216ZM220 209H221L222 211H221ZM120 211H119V212H120ZM217 211H220V212H217ZM81 212H82V209H81V211H80L79 213L81 214ZM111 212H112V211H111ZM111 212H110V213H111ZM76 213L79 214L78 212H76ZM112 213H114V212H112ZM218 213H219V214H218ZM82 214H83V216H84V213H82ZM83 216H82V217H83ZM84 218H85V217H84ZM84 220H86V218H85ZM199 220H200V219H199ZM198 222L201 223V221H198ZM192 236H194L193 238L196 239V237H197V232L193 233ZM192 236H191V237H192ZM193 238H191V239H193ZM209 240H210V242H211L212 244H215V242H216V237H215L214 235H210V236H209ZM225 251H228V250H225ZM225 251H224V252H225ZM257 252H258V253H256V254L260 255L261 253L263 254L264 250H263V248L258 247ZM221 253L224 254V256L226 257V258H223V259H224V260H225V259L228 260V261H227L228 263L225 262V264H235V263L240 262V261H238L239 258L241 259V261H243V258H244V259H245V258H246V259H247V258L249 259V257H251V256H249L246 252H244V251H242V250H239V253H240V254L237 253V255H236L235 252H233V253L230 252V253H232V254H234V255H231L230 253H228V254L226 253L227 256L230 254V255H231V258H229V257L227 258V256L225 255V253H223V252H221ZM218 254H219V255H222V254H220V252H218ZM230 255H229V256H230ZM242 256H243V258H241ZM254 256H255V255H254ZM252 258H254V257H251L250 260H251ZM226 260H225V261H226ZM194 261H195V259L192 258V257L190 256V257H187V258H182L181 260L176 261V262H172V261L166 262V261H165L163 264H194ZM234 261H235V262H234ZM237 261H238V262H237ZM245 261H247V260H245ZM245 261H243V262H245ZM243 262H242V263H243ZM247 262H249V261H247ZM242 263L240 262L239 264H242ZM258 264H264V261H261V262H259Z\"/></svg>",
	"mask_w": 264,
	"mask_h": 264
}]
</instances>
